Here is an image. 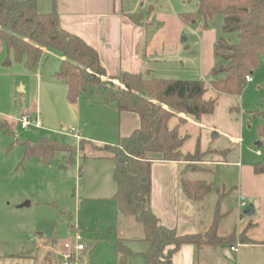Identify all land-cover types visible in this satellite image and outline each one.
I'll return each mask as SVG.
<instances>
[{
  "label": "rangeland",
  "instance_id": "1",
  "mask_svg": "<svg viewBox=\"0 0 264 264\" xmlns=\"http://www.w3.org/2000/svg\"><path fill=\"white\" fill-rule=\"evenodd\" d=\"M122 1L124 10L135 14L134 20L143 25L148 41L182 47V57L188 58L184 61V71H190L188 75L192 79L175 77L176 80H212L211 74L191 72L204 56L205 31L215 35L216 40L223 37L234 44L239 42L236 34H223V17H217L208 28L201 21H185L184 16L197 12L196 1ZM8 57L12 60L11 66L4 64ZM62 59L60 52L48 50L38 69L31 72L24 63L15 61L13 53L0 43V116L13 131L9 135L0 130V221L7 222L10 231H14L16 223L26 226L23 231L36 228L34 234L40 242L57 241L55 252L62 250L68 240L75 241L79 234L86 247L81 253V264H123L119 262L116 244L122 236L134 237V232L121 235L120 214L112 199L116 191L109 167L112 162L98 159V153L88 146L84 151L80 149L82 141L104 145L91 138L95 128L103 124L101 111L95 105L102 100L98 90L93 89L80 97L77 106L69 103L64 82L55 78ZM259 64L251 76L252 82L246 84L240 97L208 94V98H217L215 112L201 121L192 118L194 124H189L185 135L189 137L188 146L198 144L200 150L186 154L192 157L185 162V167L203 173L205 179L210 178L212 162L240 163L246 167L251 162L264 161V144L258 135V127L264 125L262 57ZM167 65L178 69L172 61H167ZM102 83L113 87L117 84L107 76L102 77ZM24 113L38 120L40 128L22 127ZM39 139L60 141L73 152H56L53 160L45 164L37 159H24L22 144L36 143ZM224 169L216 168L215 175L218 177L220 173L221 178H227ZM230 191V195L227 192V195H218V200L232 210L234 217L237 195L234 189ZM215 199L209 198L205 207L210 209ZM27 202L30 206L20 208ZM244 210H241L242 217ZM137 244L131 242L130 247ZM131 252L134 253L125 264L144 263L143 253Z\"/></svg>",
  "mask_w": 264,
  "mask_h": 264
},
{
  "label": "trees",
  "instance_id": "2",
  "mask_svg": "<svg viewBox=\"0 0 264 264\" xmlns=\"http://www.w3.org/2000/svg\"><path fill=\"white\" fill-rule=\"evenodd\" d=\"M188 1H196L198 10L184 16L185 21H201L203 27L208 28L217 17H223V34H236L239 39L236 44L223 37L216 40L215 65L209 82L130 73L110 77L101 64L98 51L61 28L55 7L52 12L42 14L38 11V0H0V43L13 53L15 61L24 63L32 72L42 63L46 51L60 52L63 61L55 78L66 84L70 104H77L84 93L96 89L104 105L140 117V127L120 139L118 144L102 146L82 141L80 149L84 151L88 146L98 153V159L114 161L113 179L117 190L113 200L121 216L132 218L142 227L144 240L150 244L143 254V264H172L173 255L185 244L230 247L237 243L235 234L218 235L219 213L205 233L178 235L175 230L163 226L151 210L153 163L188 162L192 157L182 152L189 137L180 134V126L170 128V121L182 116L180 124H183L186 117L201 121L212 115L217 98H208V94L240 97L247 84L246 78L258 70L260 57L264 60V0ZM4 64L11 66L12 60L8 57ZM105 76L116 81V86L104 85L102 77ZM0 130L13 135L10 124L1 116ZM258 135L264 144V125L258 127ZM22 145L24 159H37L44 164L50 163L56 152H73L68 145L51 139ZM253 168L256 174L264 175V161ZM194 172L199 171L185 167L181 186L186 198L200 203L211 194L212 185L204 180L184 178ZM239 242L249 244L251 241L242 234ZM116 252L123 264L132 255L121 241L116 244Z\"/></svg>",
  "mask_w": 264,
  "mask_h": 264
},
{
  "label": "crops",
  "instance_id": "3",
  "mask_svg": "<svg viewBox=\"0 0 264 264\" xmlns=\"http://www.w3.org/2000/svg\"><path fill=\"white\" fill-rule=\"evenodd\" d=\"M54 7L59 15L61 28L80 37L98 51L108 76L116 77L122 73H130L150 75L159 79H192V76L188 75L190 71H184V61L188 58L182 57V47L148 41L143 25L134 22L132 17L135 14L124 10L122 0H38V11L42 14L52 12ZM204 38V56L191 72L207 75L211 74L215 65L216 37L205 31ZM167 61H172L178 69L167 65ZM163 63L166 65L163 66ZM95 105L101 111L103 124L95 128L91 138L99 144L116 145L120 139L130 136L140 127V117L136 113H120L114 106H106L101 101ZM180 117L182 116H176L170 121V128L180 126V134L185 136L189 124H194L193 119L186 117L185 122L180 124ZM188 145L186 142L182 149L184 155L193 154L198 147V144ZM102 160L112 162L109 167L113 172L114 161ZM185 164L183 161L153 163L151 210L163 226L175 230L178 235L205 233L219 213L221 221L218 225V235L228 237L237 233V243L230 247L185 244L173 255L172 264H264V175L254 172L253 166L257 163L251 162L245 167L240 163L212 162L210 165L213 170L209 179L203 178L204 174L199 172L186 175V180H204L212 185L211 194L200 203L192 202L183 193L181 185ZM219 167L226 168L224 170L228 174L224 176L227 178H221L220 173L218 177L215 175V169ZM231 189H234L237 195V211L234 217L232 210L224 207V203L218 200V195L232 194ZM209 198H216L210 209L205 207ZM242 198L246 201V207L240 204ZM251 204L255 207V215L251 218L245 215L242 217L241 210ZM119 218L123 227L121 235L134 232V237L125 235L120 240L129 249L131 242H138L130 250L136 251V255L147 252L150 244L144 240L142 227L132 218L121 215ZM15 225L14 231H10L7 222L0 221V264H62L61 253L64 246L62 250L55 252L58 247L56 240L40 242L37 234H34L36 228L29 227L31 230L23 231L26 226L21 223ZM242 234L251 241L249 244H240L239 238ZM232 247H238V251H232ZM225 249L230 250L228 255L232 258L224 254Z\"/></svg>",
  "mask_w": 264,
  "mask_h": 264
},
{
  "label": "built area",
  "instance_id": "4",
  "mask_svg": "<svg viewBox=\"0 0 264 264\" xmlns=\"http://www.w3.org/2000/svg\"><path fill=\"white\" fill-rule=\"evenodd\" d=\"M247 83L252 81L251 76L246 78ZM21 125L24 128L30 126L40 128V122L32 117L30 114L24 113L21 118ZM240 204L242 207H246V201L241 199ZM232 251L237 252L238 247H232ZM86 251V247L81 243V236L76 235L75 241H68L64 244L63 252L61 253L62 264H81L80 254Z\"/></svg>",
  "mask_w": 264,
  "mask_h": 264
},
{
  "label": "water",
  "instance_id": "5",
  "mask_svg": "<svg viewBox=\"0 0 264 264\" xmlns=\"http://www.w3.org/2000/svg\"><path fill=\"white\" fill-rule=\"evenodd\" d=\"M261 145H262V143H259V146H261ZM28 206H30V202L25 203V204L22 205L20 208H24V207H28ZM243 214H244L246 217H249V218L253 217V216L255 215V207H254V205H252V204L249 205V206L244 210ZM229 252H230L229 249H225L224 254H225L227 257L232 258V257L230 256V254L228 255Z\"/></svg>",
  "mask_w": 264,
  "mask_h": 264
}]
</instances>
